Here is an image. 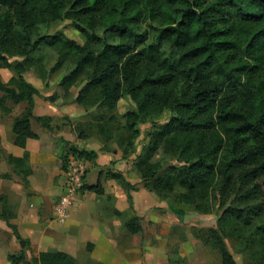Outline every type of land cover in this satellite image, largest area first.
Masks as SVG:
<instances>
[{"label": "trees", "instance_id": "obj_1", "mask_svg": "<svg viewBox=\"0 0 264 264\" xmlns=\"http://www.w3.org/2000/svg\"><path fill=\"white\" fill-rule=\"evenodd\" d=\"M62 19L72 22L83 44L36 32ZM41 47L56 50L59 68L72 59L71 71L60 81L64 90L87 75L77 101L89 89L107 105L128 95L135 101V110L126 115L131 126L168 112L141 167L144 188L161 194L178 187L184 191L177 193L180 203L189 206L207 199L209 190L224 224L237 230L252 225L258 210L250 216L222 201L235 183L249 185L243 199H264V0H0V69L15 73L7 83L0 80V112L9 114L8 102L25 104L12 125L19 148L37 138L32 122L49 132L57 127L52 117L33 115L38 91L24 79ZM160 144L171 156H180L182 164L148 162ZM82 155L94 156L86 151L76 156ZM4 157L13 173L30 175L27 153ZM109 175L125 186L132 208L134 185L119 174ZM83 189L104 193L99 184ZM170 210L183 219L178 206ZM12 218L7 196L0 194V220L19 247L8 255L9 264H78L64 252L34 256ZM139 221L133 217L125 228L140 234ZM208 232L205 242L216 249L220 264H236L222 235ZM260 245L263 255L264 239ZM140 264H146L143 251Z\"/></svg>", "mask_w": 264, "mask_h": 264}, {"label": "rangeland", "instance_id": "obj_2", "mask_svg": "<svg viewBox=\"0 0 264 264\" xmlns=\"http://www.w3.org/2000/svg\"><path fill=\"white\" fill-rule=\"evenodd\" d=\"M36 32L61 35L78 44L84 43L83 37L68 19H62L49 26H39ZM10 60L18 59L10 57ZM33 60L35 66L29 69L25 78L36 85L38 90L36 97L41 108L53 105V108L48 107V111L37 110V114L44 112L83 114L84 119L71 122L63 118L62 127H56V131L64 128L68 135L74 133L76 137L74 142L58 139L60 146L54 153L57 160L55 162L49 160L43 170H38L37 179L46 184L42 192L35 193L29 187L28 177L32 171L28 177L22 174L24 170L12 172L4 160L6 153L0 147V165L2 163L6 165L8 169L5 174H9L8 180L12 182L8 203V211L12 215L21 208V194H25L28 201L36 198L41 213L63 225L70 219L74 209L86 210L98 224L108 229L105 234L103 233V237H99L93 243L88 242L85 249L78 250L75 257L78 264H140L141 251L144 252L146 264H220L216 249L205 242L209 236L208 230H215L222 235L236 264H264L263 246L260 245L264 239V199L261 197L243 199L241 194L249 185L240 186L235 183L223 193V204L227 203L230 207L245 210L250 216H254L250 211L255 213L258 210L252 225L239 230L230 223L229 225L223 223L222 210L209 190L207 199L199 202L197 206H189L180 203L177 193L184 191L178 187L161 194L144 188L141 167L148 155L154 133L168 120V112L131 126L126 115L135 110V101L132 97L125 95L116 104L107 105L98 100L93 89H89L84 92L82 99L77 101L87 75L68 90L60 86L61 79L72 69L70 57L59 68L56 66L58 61L56 50L41 47L33 55ZM13 75L15 76V73L11 70H0L2 82L7 83ZM7 107L11 111L7 115L0 112L1 123L7 118L18 117L25 110V104L13 106L8 102ZM33 126L39 125L33 122ZM82 151L92 152L94 156L89 158L84 155L76 156ZM14 154L21 157V150ZM69 155L78 157L86 166L83 186L99 184L104 193L96 195L82 187L78 204L76 205L75 201L61 220L55 214V208L64 194L66 181L63 173L66 171ZM181 159L180 156H171L164 144H160L148 162L165 161L169 165H180ZM110 173L119 174L134 185L132 208L126 200L125 186L111 178ZM236 175L237 173L234 176ZM217 182L218 179H215L214 183ZM172 204L184 211L182 220L171 212ZM118 210L122 212V216L115 214ZM133 217L140 219L139 225L142 227L140 234H131L125 228V222Z\"/></svg>", "mask_w": 264, "mask_h": 264}, {"label": "crops", "instance_id": "obj_3", "mask_svg": "<svg viewBox=\"0 0 264 264\" xmlns=\"http://www.w3.org/2000/svg\"><path fill=\"white\" fill-rule=\"evenodd\" d=\"M25 75L26 73L24 74L26 82L37 89L35 84L25 78ZM36 96L33 97L35 102L33 115L37 117L50 116L56 121V125L59 128L62 127L63 118L71 122H78L84 119L83 114H52L51 112H48L49 114H44L45 112L37 114V110H47L48 107L53 108V105L41 108ZM14 119L7 118L5 122H0V147L4 153L16 157H20L14 154L19 150H21V156L24 153L28 154V165L32 171L28 177L29 187L35 193L42 192L46 184L44 181L37 179L36 174L38 170H43L49 163V160L54 162L57 160L54 153L57 151V147L59 148L60 146V142H57L58 139L61 138L64 141L74 142L76 136L74 133L68 135L64 131V128L62 130L59 129V132L56 130L49 132L40 126H33L32 122V130L36 133L37 138L27 139L24 148H19L14 144L15 136L12 133ZM64 122L67 123L66 121ZM7 169L5 164L3 165L2 163L0 165V194L6 195L9 203L12 182L2 178V175L7 173ZM61 177L63 179V175ZM79 195L76 197V205L80 199ZM36 200L33 197L31 201H28L25 194H21V208L13 213V218L10 221V223L17 227L21 237L30 242L31 253L34 256H37L41 252H64L75 258L78 250L85 249L88 242L93 243L99 237H103L108 229L104 225L98 224L96 219L89 216L88 212L84 209H74L66 224H59L41 213L39 201ZM18 249L17 241L11 230L5 222L0 220V264H9L7 260L8 255L15 254Z\"/></svg>", "mask_w": 264, "mask_h": 264}, {"label": "built area", "instance_id": "obj_4", "mask_svg": "<svg viewBox=\"0 0 264 264\" xmlns=\"http://www.w3.org/2000/svg\"><path fill=\"white\" fill-rule=\"evenodd\" d=\"M85 173V164L78 157L69 155L66 163V171L63 173L66 181L64 194L61 196L59 204L55 208V214L61 220L67 215V210L75 204L76 197L83 187Z\"/></svg>", "mask_w": 264, "mask_h": 264}]
</instances>
